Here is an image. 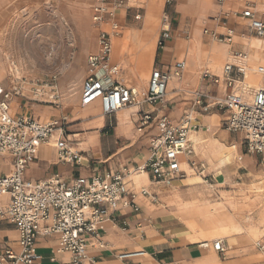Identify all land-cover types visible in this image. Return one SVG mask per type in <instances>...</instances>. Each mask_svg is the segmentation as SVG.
<instances>
[{
    "label": "crops",
    "instance_id": "1",
    "mask_svg": "<svg viewBox=\"0 0 264 264\" xmlns=\"http://www.w3.org/2000/svg\"><path fill=\"white\" fill-rule=\"evenodd\" d=\"M16 1L20 0H0V50L3 51L6 60L10 43L7 42L3 31L18 13L15 9ZM157 1L159 0H156L158 4ZM22 2H25L22 7L23 14L31 15V0ZM248 6L258 19H264V0H176L167 8L171 17L172 34L158 61H152L150 54L147 60L136 65L127 54L120 56L119 59L128 62L130 66L125 68L121 66V72L115 80L126 87L138 90L142 95L148 89L154 68L173 69L174 63L179 59L186 63L182 77L173 76L169 82L168 95L169 93L171 95L167 96L165 105L132 106L112 116L103 115L99 103L81 106L82 89L87 76V59L91 53L99 52V42L97 46L94 40L99 38L100 31H111L112 21L108 17L104 24L91 23L86 28L90 33L87 39L80 32L81 45L78 44V55L86 57V65L76 68L75 64L71 63L62 73L59 84L58 75L48 78L47 81L51 82L52 77L56 76L54 84L60 98L58 105L33 101L30 93L34 85L32 83L30 86L27 85L29 88L25 87V83L21 84L24 93L27 94L25 97L16 95L12 97L10 114L14 117H32L40 123L67 117L69 125L66 138L72 148L81 152L83 156L81 165L62 163L56 148L43 145L39 148L35 161L26 171L27 182L37 183L57 175L66 183L73 184L80 177L91 178L106 173H119L124 169L135 170L147 161L149 139L158 133L156 119L142 133L138 132L142 112L151 113L155 118L166 116L174 124H180L187 116H191L199 128L190 134L199 135L201 138H214L228 148L236 145L233 161L225 164L231 167L229 180L233 181L235 186H218L219 180L213 170L203 175L207 166L197 155L192 140H189L192 156L180 158L185 178L167 183L153 181L149 173L133 174L126 181L128 194L118 203L117 209L113 210L107 206L109 216L99 227L105 247L88 248V254L95 257L98 264H264V253L259 250V244L264 242V156L248 153L244 146V134L227 129L229 110L216 108L206 110L203 106L196 105L197 92L217 97H223L227 92L224 81L220 84L203 81L202 75L205 71L223 79L224 67L232 61L235 53L247 55L252 52L255 57L251 62L264 64V39L258 38L250 31L249 21L242 16ZM132 8L128 0L116 12V21L121 26L120 36L123 26L120 22L122 15L118 12H122L123 9L129 11ZM33 12L40 13L36 8ZM150 14L149 10H144L142 15L136 16V19L140 16L141 22L129 23L125 30L143 31L148 26ZM102 25L105 26L104 29ZM226 27L235 31L232 43L219 42L213 38L212 34L224 35ZM200 28H207V31L203 34ZM158 35L159 25L156 37ZM243 39L248 43H244ZM179 54H182L180 58ZM249 62L247 55L246 78L236 84L233 90L247 98H251L255 90L263 88L246 86L250 72ZM112 64L119 63L112 60ZM143 74L150 75L147 83L143 79ZM8 78L0 81V86L6 92H11L16 82L13 83L12 80L7 82ZM261 83L264 84V76ZM204 102L208 103V100L205 99ZM13 103L17 106L15 113L12 112ZM57 135L59 136V133L54 134L52 138H57ZM84 145L87 147L83 148ZM191 162L195 165L193 166ZM185 164L193 169L191 173L184 168ZM13 169L14 162L11 157L0 158L2 175H9ZM138 177L145 179L138 183L136 181ZM203 178L211 186L208 194L220 210L225 200L223 193L229 197H236L247 192L251 198L260 197L261 204L252 212L243 214L253 217L247 227L257 230L258 236L252 237L245 231L223 233L219 228H191L189 224L191 220H186L181 210H185L186 205L190 203L192 184L200 183ZM246 186L251 187L252 191H247ZM142 190H147L148 194H142ZM131 194L136 195L135 204L139 211L124 205L131 200ZM2 197H5V203L2 205L0 202V210L5 211L10 200L9 196ZM49 224L42 222L37 226L36 247L39 259L35 264L69 262L71 255L59 250L60 236L43 234ZM123 226H126L125 230L122 229ZM217 234H221L222 237H217ZM218 241L222 242L224 253L215 250L214 244ZM18 242L19 234L15 226L7 220H0V253L9 248L18 251ZM135 251H145L147 254L125 260L119 258L121 254Z\"/></svg>",
    "mask_w": 264,
    "mask_h": 264
},
{
    "label": "built area",
    "instance_id": "2",
    "mask_svg": "<svg viewBox=\"0 0 264 264\" xmlns=\"http://www.w3.org/2000/svg\"><path fill=\"white\" fill-rule=\"evenodd\" d=\"M128 0H95L93 20L105 22L110 18L111 31L99 36V52L89 55L87 59V76L82 89L81 106L87 107L99 103L102 114L112 116L132 106L145 104L154 107L167 103L168 84L173 76L181 78L186 70L184 61H177L172 68L161 70L154 68L145 94L134 88L126 87L115 80L121 72L120 64H112V37L119 36L121 27L116 21V12ZM176 0H165L166 9ZM242 16L249 21L250 31L258 38L264 39V19H258L248 6ZM140 16L137 17L139 19ZM224 35L212 34L219 42L232 43L235 31L226 27ZM172 24L167 10L164 12L158 46L163 49L171 39ZM247 55L235 53L232 61L224 67V78L205 71L202 75L206 83L225 82V96L217 97L208 93H196V105L207 109L229 110L227 129L245 136L246 151L264 156V87L255 90L251 98L233 91L236 84L247 75ZM56 76L50 81L36 82L31 88L33 101L59 104L56 91ZM22 79L16 80L11 92L0 86V158L9 156L13 159L14 169L9 175L0 173V197L9 196V205L5 211L0 210V220L13 224L19 234V250L7 249L0 253V264H35L39 259L37 252V226L49 222L43 234L60 236L59 250L69 253L71 260L64 264H98L97 259L88 254V248H104L99 231L100 225L108 218L107 206L117 209L118 203L128 194L126 181L133 174L149 173L155 182H172L185 178L182 170L181 156H192L189 135L199 125L191 116L174 124L166 116L155 118L151 113H141L138 132L142 133L156 119L158 133L149 139L147 161L135 170L124 169L119 173H106L91 178L80 177L73 184L61 180L59 176L32 183L25 180V174L35 161L39 148L51 145L58 151L62 163L83 162L82 153L73 149L66 138L69 120L67 117L40 123L32 117H14L10 114V102L14 95L25 97ZM228 90H231L228 91ZM207 99L208 103L204 100ZM57 138H52L54 134ZM53 139V140H52ZM194 166V162H191ZM147 195V190H142ZM135 194L125 206L139 211L135 204ZM123 230L126 226L122 227ZM215 250L224 253L222 242L214 244ZM264 253V242L259 244ZM145 251L126 252L119 255L122 260L143 257Z\"/></svg>",
    "mask_w": 264,
    "mask_h": 264
},
{
    "label": "rangeland",
    "instance_id": "3",
    "mask_svg": "<svg viewBox=\"0 0 264 264\" xmlns=\"http://www.w3.org/2000/svg\"><path fill=\"white\" fill-rule=\"evenodd\" d=\"M85 1L86 0H31V15L23 14L24 10H22V7L23 4L25 5V2H22V0L16 1L15 9L18 13L15 14V18L9 22L8 28L5 29L3 33L7 42L10 43L8 46V53L6 54L8 65H10L11 68V65L15 63L19 67L23 77L20 79L25 81L26 88H29L31 83L36 84L38 81H47L52 75H58L59 84L62 73L66 71L71 63H74L76 68H81L86 65V57H79L78 55L79 45H81L80 32H82L86 39L90 37V33L86 30V27L81 25L80 21L81 15L84 12ZM91 1L92 3L88 10V15L86 16L89 25L91 23L96 25L104 24V22L96 23L93 20L95 0ZM129 2L133 7L132 10L127 11L123 9L122 12H118L122 15L120 22L123 26L122 35L118 37L129 44L128 50H130L132 44H130V38H128L125 33L140 31L136 29L127 31L125 27L129 23L141 22L140 19H136V16L142 15L144 10H149V12L154 13L159 19V35L156 38L157 51L154 62L158 61L160 53L163 50L158 46V41L161 34L164 12L167 10L166 6L164 8L165 2L164 0L157 1L158 4L156 0H129ZM159 4L161 5L160 10ZM35 8L40 11L39 14H34L33 9ZM101 27L104 29L105 26L102 25ZM146 28L140 32L142 39H144L146 34ZM200 29L203 34L207 30V28ZM103 32L106 31H100V35ZM94 41L97 42L98 46L99 38ZM235 42L237 43V39ZM243 42L248 43L245 39H243ZM139 51L140 49L135 56L140 53ZM180 56H182V54L179 55V58ZM119 58L120 56H114V59L117 61L120 60ZM123 62V68L129 67L128 62ZM134 63L137 65L138 61ZM7 82H11V78H8ZM12 106H15V110L12 108V112L15 113L17 106L14 103ZM186 159L189 160V158ZM208 169L207 166L203 175L208 174ZM204 185L209 184L206 183ZM218 186L227 187L232 185L226 183ZM193 189L194 188H191V192H194Z\"/></svg>",
    "mask_w": 264,
    "mask_h": 264
},
{
    "label": "bare ground",
    "instance_id": "4",
    "mask_svg": "<svg viewBox=\"0 0 264 264\" xmlns=\"http://www.w3.org/2000/svg\"><path fill=\"white\" fill-rule=\"evenodd\" d=\"M91 3V0L85 1L84 12L80 19L81 25L86 28L89 26L86 16L88 15V10L90 9ZM148 18V26L146 28L144 39L141 38V33L137 31L125 33L126 36L130 38V44H132L130 50H128L129 44L126 41L120 39L118 36L112 37L113 61H117L114 59V56L119 57L123 54H127L133 62L138 61V65L142 61L147 60L150 54L152 61H154L157 51L156 32L159 25V19L154 13H151ZM255 42L256 40H254L253 45L256 44ZM257 42H259V44L261 43L260 41ZM139 49L140 53L135 56ZM200 53L203 54V52ZM247 55L248 60H250V72L248 74L246 86L248 88L264 87V84L261 83L264 76V64L252 63L251 59L255 57H253L252 52H249ZM118 63L124 67L123 61L120 60ZM8 77H10L14 83L17 79H20L22 75L19 67L15 63H13L10 68L8 61L4 57L3 51L0 50V81H3ZM143 79L147 83L149 75L143 74ZM170 89L171 88L169 87V90ZM170 95L171 93H169L168 97ZM12 108L15 110V106H12ZM189 140L194 142L196 153L202 160H204V163H206L209 168L208 171H214L219 180L218 185H224L226 183H229L232 186L236 185L234 182L229 180V176H231V167L229 165H225L233 161V153H235L237 148L236 145H232L230 148H228L214 138H201V136L194 135L193 133L190 134ZM85 147L87 146L84 145L83 148ZM184 168L189 173L193 171V169H191V167H189L187 164L184 165ZM144 179L145 177H138L136 181L140 183ZM206 183L207 182L202 179L200 183L192 184L191 188H194V192L191 193L192 197L190 199V203L189 205H186L185 210H181L184 215L183 217L188 221L189 219L191 220L189 221L191 228H219V230H221L223 233L245 231L248 232V234L252 237L258 236L257 230L252 229L250 226L247 227L248 224L253 220V217L244 216L243 214L252 212L257 206H259L261 204L260 197L251 198L247 192L236 197H229L228 194H222L225 197V200L222 203L223 208L220 210L219 206L212 202V199L208 194V190L211 189V186L204 185ZM246 187L247 191H252L251 187ZM4 201L5 197H2L0 199L2 205L5 203ZM220 235L217 234V237L222 236Z\"/></svg>",
    "mask_w": 264,
    "mask_h": 264
}]
</instances>
